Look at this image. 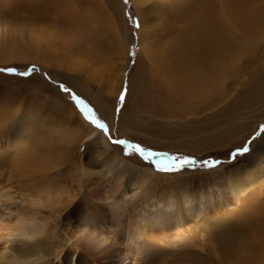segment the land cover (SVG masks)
<instances>
[{"label":"rangeland","instance_id":"obj_1","mask_svg":"<svg viewBox=\"0 0 264 264\" xmlns=\"http://www.w3.org/2000/svg\"><path fill=\"white\" fill-rule=\"evenodd\" d=\"M219 36L221 46L209 54L213 65L209 79L202 80L205 86L197 78L194 93L185 95L180 66L168 52L178 42L177 52L189 54L187 64ZM33 68L27 77L0 71V175L10 176L16 199L19 193L43 195L49 205L50 196L54 208L61 197L63 203L55 206L63 208L56 214L61 216L71 208L65 196L83 180V169L103 176L106 160L122 165L130 191L135 170L148 171L150 179L152 174L194 177L228 166L241 171L249 165L261 182L246 200L256 202L264 191V157L244 160L264 146V0H0V69ZM61 84L70 92H62ZM73 94L93 108L107 133L85 119ZM31 102L34 107L27 109ZM115 140L218 163L161 172ZM245 145L247 153L233 155ZM263 202L264 193L258 204ZM15 204L12 211L28 214L27 205ZM43 216L49 220L46 212ZM239 217L211 212L190 220L183 230L194 242L183 254L143 241L134 256L143 264H264V230L262 248L252 239L262 223ZM54 221H48V229ZM56 246L47 240L39 256L55 263ZM29 252L36 260V248Z\"/></svg>","mask_w":264,"mask_h":264},{"label":"bare ground","instance_id":"obj_2","mask_svg":"<svg viewBox=\"0 0 264 264\" xmlns=\"http://www.w3.org/2000/svg\"><path fill=\"white\" fill-rule=\"evenodd\" d=\"M204 12L207 13L205 10ZM203 18L201 17L202 20ZM204 21L206 20H203L202 24ZM220 46L221 37L219 36L211 49L205 47L203 55L196 56V61L187 64L184 63L190 58L189 54L182 55L177 52L178 42L172 46L168 55L165 54L180 66L178 67L179 84L185 95L194 93L190 89L197 78L200 79L196 82L205 86L202 80L208 78L211 64L213 65L209 57L210 51ZM184 58L185 60L182 61ZM32 107H34V102H31L27 109ZM19 115L20 113L15 118L17 119ZM102 141L107 146L106 141L104 139ZM263 155L264 146L259 144L254 152L248 154L244 160L250 161L253 156L261 160ZM102 165L106 172L103 176L98 172L83 169V180L78 181V187L68 191L65 196L68 203L72 204L71 208L61 216L56 217V214L60 213L63 208L55 207L63 203L61 197L56 198L54 208L50 196L45 195L49 205L44 203L43 195L35 197L42 206L38 208L28 206V215L37 216L41 221H46V217H41L46 212L49 220L55 218L52 230L48 229L45 237L31 244H19L29 246L31 249H17V244L13 245L12 249L23 251L20 256L15 255L14 250L6 247L5 243H1L3 247L0 251V264H143L134 256L136 246L141 245L143 241L151 242L160 244V248L171 249L175 253L183 254L188 250V243L193 244L194 242L187 237L189 234L184 233V227L190 220H199L211 212L236 214L238 217L240 215V219H250L249 221L253 220L254 223L260 221L258 223L262 224L257 225V228L254 227L252 231V239L262 248L264 206L258 203L264 191L260 193L256 202L246 200L254 187L261 182V179L253 173L250 165L245 166L241 171L239 168L228 166L226 168L217 167L211 171L194 175V177L152 174L150 179L145 175L148 171L142 173L135 170L131 178L135 182V187L133 189L131 187L132 191L124 187L125 174L121 171L122 165L113 160H106ZM5 183L10 184L6 189ZM15 192V185L11 182L10 176L3 180L0 175V224L2 225H10L16 218L17 212L10 209L11 206H16ZM119 193H123L125 198L118 200L116 197ZM6 212H8L7 215ZM10 212L15 213V216L10 218ZM47 240L54 241L57 245L54 252L55 263L49 259L43 260L44 257L39 256L41 247ZM35 248L37 257L36 260H31L29 250Z\"/></svg>","mask_w":264,"mask_h":264},{"label":"snow or ice","instance_id":"obj_3","mask_svg":"<svg viewBox=\"0 0 264 264\" xmlns=\"http://www.w3.org/2000/svg\"><path fill=\"white\" fill-rule=\"evenodd\" d=\"M139 27V25H137ZM0 71H7L11 74L27 77L31 74V72L35 71V69H30L25 72L16 73L14 69H0ZM61 91L64 93H69L70 89L65 87L63 84L60 85ZM125 93L121 92L119 100L121 103L125 101ZM72 99L74 101V106L79 109V111L83 114L86 120L90 121L92 125H95L96 128L102 129L105 133L108 132L107 125L102 122L100 119H97L93 108L89 106L88 103L85 102L84 99L80 98L79 95L73 94ZM113 143L117 145H123L128 149L129 153L139 154L143 157L144 160L151 162L157 171L161 172H176L180 171L187 167L196 166L200 163L202 166L212 167L215 166L218 162L212 161H200L198 162L194 157L188 156H177L170 155L166 152L153 151L142 147L139 143H130L127 140H115ZM249 151V147L245 145L242 149H237L233 153V155H238L240 153H247Z\"/></svg>","mask_w":264,"mask_h":264},{"label":"clouds","instance_id":"obj_4","mask_svg":"<svg viewBox=\"0 0 264 264\" xmlns=\"http://www.w3.org/2000/svg\"><path fill=\"white\" fill-rule=\"evenodd\" d=\"M15 203L22 207L25 205L32 208L42 206L37 198L27 193H19ZM48 225V221H41L37 216L18 214L10 225L0 224V243H5L9 248L16 244H31L45 237Z\"/></svg>","mask_w":264,"mask_h":264}]
</instances>
